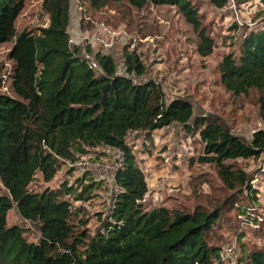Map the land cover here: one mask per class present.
I'll return each instance as SVG.
<instances>
[{"label": "trees", "instance_id": "trees-1", "mask_svg": "<svg viewBox=\"0 0 264 264\" xmlns=\"http://www.w3.org/2000/svg\"><path fill=\"white\" fill-rule=\"evenodd\" d=\"M85 1L96 9L111 0ZM126 1L137 8L147 1L175 5L197 31V52H211L213 40L200 27L191 0ZM227 1L209 0L216 7ZM259 1L264 11V0ZM23 4L24 0H0V42L14 36L8 51L9 88L14 95L0 92V183L6 189L0 194V264H212L221 247L209 243L207 233L220 217L219 206L191 211L144 207L146 182L125 141L126 133L147 134L176 122L196 136L202 148L197 158L214 162L228 188L251 190L247 174L223 160L258 156L264 151V128L253 130L246 141L218 116L195 114L187 97L165 100L155 80L132 77L145 73L134 49L122 51V69L117 70L109 52L86 47L97 62V67L89 66L79 46L68 43L69 0H41L47 23L16 33L14 21ZM217 68L220 83L233 95L250 88L259 92L264 123V19L259 27L243 32L237 54L223 53ZM97 145L123 152L115 171L119 191L94 232L73 233L69 220L74 208L64 195L81 197L94 179L81 183L78 193L66 180L40 190L28 185L36 171L48 181L61 162L71 163ZM227 200L244 210L237 197ZM11 206L35 224L36 243L26 242L17 225H5L4 214ZM235 264H264V251L251 249Z\"/></svg>", "mask_w": 264, "mask_h": 264}, {"label": "rangeland", "instance_id": "rangeland-1", "mask_svg": "<svg viewBox=\"0 0 264 264\" xmlns=\"http://www.w3.org/2000/svg\"><path fill=\"white\" fill-rule=\"evenodd\" d=\"M191 2L198 11L200 27L213 40L212 50L206 55L196 50V29L175 5L164 3L147 1L137 8L126 0H111L94 9L85 0H69L68 37L79 46V51L89 47L91 52H109L117 70L122 69V51L134 49L145 65L144 75L134 76L135 79L155 80L165 100L177 95L187 97L195 114L208 112L218 116L233 133L247 141L253 130L264 128L259 115V92L250 88L246 93L233 95L220 83L217 63L225 52L237 54L245 30L259 27L264 19L262 4L259 0H228L224 6L216 7L209 0ZM40 4L41 0H24L14 21L16 33L47 23ZM98 38L109 44L103 47ZM13 39L14 36L0 42V92L10 95L14 94L9 88L12 61L8 51ZM125 141L144 175L147 187L141 199L144 207L165 205L191 211L219 206L220 217L207 233L208 242L221 247L212 264H235L238 257L251 249L264 251V151L254 157L223 160L232 169L247 174L252 187L249 190L245 186L228 188L214 162L199 161L201 144L176 122L147 134L128 131ZM86 149L76 158L85 161V166L64 160L50 180L43 181L36 171L28 185L31 190H40L45 186L55 188L66 180L78 193L81 183L88 177L94 179L81 197L64 195L70 200L71 209L74 208L69 220L73 233L83 229L94 232L105 216L106 189L114 171L111 164L116 159L115 150L107 145ZM105 162L108 167L101 165ZM2 193L6 189L0 183ZM228 196L237 197L244 210L233 206ZM4 223L20 227L26 242H37V227L20 217L14 206L4 214Z\"/></svg>", "mask_w": 264, "mask_h": 264}, {"label": "built area", "instance_id": "built-area-1", "mask_svg": "<svg viewBox=\"0 0 264 264\" xmlns=\"http://www.w3.org/2000/svg\"><path fill=\"white\" fill-rule=\"evenodd\" d=\"M233 6V5H232ZM233 8V7H232ZM234 13H236V11H233ZM67 32H68V29H67ZM100 44H102V46H106L108 45L109 43L104 40L103 38H98ZM72 39L71 37H68V43L69 44H72ZM80 56L85 58V59H89L88 61V65L89 66H93V67H97V62L93 59V55L91 53H89L88 51H86L85 49H82L80 51ZM134 78V76H132ZM135 79V78H134ZM137 80V79H135ZM111 148V147H109ZM115 150V153H116V159L114 160V163L111 164V166L114 168V171L111 173L110 177H109V183L107 185V189H106V195H107V199H108V205L106 207V210H105V214H107L108 212V208L110 206V203H111V200L113 198V196L115 195L116 192L119 191V187L115 181V171L121 166L122 164V159H123V152L121 149H117V148H113ZM71 165H84L85 166V161H81V160H74L73 162L70 163ZM101 165L103 167H108V163H101ZM110 165V164H109Z\"/></svg>", "mask_w": 264, "mask_h": 264}]
</instances>
